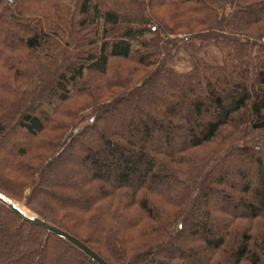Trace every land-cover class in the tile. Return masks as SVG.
Wrapping results in <instances>:
<instances>
[{"label":"trees","instance_id":"1","mask_svg":"<svg viewBox=\"0 0 264 264\" xmlns=\"http://www.w3.org/2000/svg\"><path fill=\"white\" fill-rule=\"evenodd\" d=\"M0 194L108 264H264V0H0ZM0 264L97 263L0 201Z\"/></svg>","mask_w":264,"mask_h":264},{"label":"water","instance_id":"2","mask_svg":"<svg viewBox=\"0 0 264 264\" xmlns=\"http://www.w3.org/2000/svg\"><path fill=\"white\" fill-rule=\"evenodd\" d=\"M0 201L4 202L9 208H11L16 214L20 215L24 219L28 220L34 225H37L74 245L78 248L81 252L86 254L89 258H91L97 264H108L100 255H98L94 250L84 244L82 241L77 239L76 237L68 234L67 232L48 224L47 222L40 219L37 215L33 214L32 217H28L24 215L17 207H15L12 202V199H9L5 195L0 194Z\"/></svg>","mask_w":264,"mask_h":264},{"label":"rangeland","instance_id":"3","mask_svg":"<svg viewBox=\"0 0 264 264\" xmlns=\"http://www.w3.org/2000/svg\"><path fill=\"white\" fill-rule=\"evenodd\" d=\"M217 56V53L215 50L213 49H210L208 54H207V58L208 59H214L216 58ZM174 66L178 69V70H184V69H188L190 67L189 63L185 60H178L174 63ZM37 79L36 78H33L31 79L30 81L26 82L25 84H23V91H30L33 89L34 85L37 84ZM27 193H25L26 195ZM14 202L20 204L21 206H23V208L27 211V212H31L32 214H35L33 213L29 208L26 207L25 205V200H22V201H18V200H14L12 199ZM36 215V214H35Z\"/></svg>","mask_w":264,"mask_h":264},{"label":"bare ground","instance_id":"4","mask_svg":"<svg viewBox=\"0 0 264 264\" xmlns=\"http://www.w3.org/2000/svg\"><path fill=\"white\" fill-rule=\"evenodd\" d=\"M12 204L17 207L24 215L28 216V217H32L33 214L31 212H27L23 206H21L20 204L16 203V202H12Z\"/></svg>","mask_w":264,"mask_h":264}]
</instances>
